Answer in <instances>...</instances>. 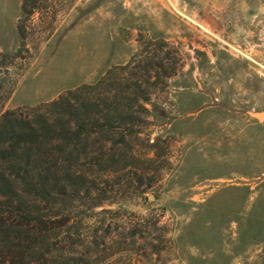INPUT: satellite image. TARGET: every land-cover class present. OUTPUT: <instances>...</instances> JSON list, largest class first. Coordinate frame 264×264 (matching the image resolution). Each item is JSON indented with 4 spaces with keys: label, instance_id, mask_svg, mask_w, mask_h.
Returning a JSON list of instances; mask_svg holds the SVG:
<instances>
[{
    "label": "rangeland",
    "instance_id": "374dc122",
    "mask_svg": "<svg viewBox=\"0 0 264 264\" xmlns=\"http://www.w3.org/2000/svg\"><path fill=\"white\" fill-rule=\"evenodd\" d=\"M95 84L137 132L51 175V261L264 264V0H0V119Z\"/></svg>",
    "mask_w": 264,
    "mask_h": 264
},
{
    "label": "trees",
    "instance_id": "16d2710c",
    "mask_svg": "<svg viewBox=\"0 0 264 264\" xmlns=\"http://www.w3.org/2000/svg\"><path fill=\"white\" fill-rule=\"evenodd\" d=\"M97 86L69 91L49 103L47 110L39 108L34 115L24 116L15 111L2 115L0 264H54L56 261L50 258L56 242L68 232V222L60 209L66 191H51V175L71 176L74 167L67 165V158L94 134L114 129V116L120 118L116 127L120 130V142L126 143L127 134L137 132L126 120L130 110L127 112L121 103L116 106L109 97L82 94ZM84 150V155L77 153L76 162L92 156ZM31 197L44 203L43 207H28L26 200Z\"/></svg>",
    "mask_w": 264,
    "mask_h": 264
},
{
    "label": "bare ground",
    "instance_id": "6f19581e",
    "mask_svg": "<svg viewBox=\"0 0 264 264\" xmlns=\"http://www.w3.org/2000/svg\"><path fill=\"white\" fill-rule=\"evenodd\" d=\"M260 117H263V115H259Z\"/></svg>",
    "mask_w": 264,
    "mask_h": 264
}]
</instances>
